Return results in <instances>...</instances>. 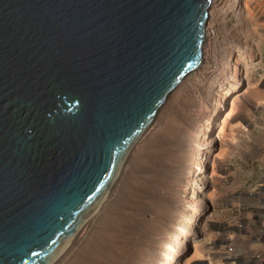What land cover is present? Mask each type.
<instances>
[{"label":"water","instance_id":"obj_1","mask_svg":"<svg viewBox=\"0 0 264 264\" xmlns=\"http://www.w3.org/2000/svg\"><path fill=\"white\" fill-rule=\"evenodd\" d=\"M209 0H0V264H50L201 58Z\"/></svg>","mask_w":264,"mask_h":264},{"label":"rangeland","instance_id":"obj_2","mask_svg":"<svg viewBox=\"0 0 264 264\" xmlns=\"http://www.w3.org/2000/svg\"><path fill=\"white\" fill-rule=\"evenodd\" d=\"M224 15L202 42L207 67L166 96L55 264H264V0H224L214 17Z\"/></svg>","mask_w":264,"mask_h":264},{"label":"bare ground","instance_id":"obj_3","mask_svg":"<svg viewBox=\"0 0 264 264\" xmlns=\"http://www.w3.org/2000/svg\"><path fill=\"white\" fill-rule=\"evenodd\" d=\"M224 0H209V3H208V6H207V15H206V20H205V23L203 25V41L205 42V45L206 47L208 46V43L210 42V39H211V36H212V33L213 31H215L214 29H216L217 27H222V25L228 20L227 16L224 17L222 16L221 18H217V17H214V13L217 9V7L223 2ZM227 7V6H226ZM223 14H226V13H223ZM231 17V16H230ZM229 17V18H230ZM213 39V38H212ZM207 43V44H206ZM204 48V49H201V58H200V61H199V64L197 65V67L194 69L196 70L197 69V73L196 75H199L201 72L200 70L202 71L203 67H204V64L205 66L207 67L208 64H206L207 62L209 63V60H208V54H205L206 50L205 49H208V48ZM205 52V53H204ZM183 81L180 82V84L182 83ZM235 83V82H234ZM179 84V85H180ZM178 85V86H179ZM234 84L232 83L231 86H233ZM183 86V85H182ZM230 86V89H232L233 87ZM188 90V88L186 89ZM216 107V106H215ZM219 107V106H218ZM221 110V109H220ZM216 116V115H215ZM224 117L222 118V121H221V124L224 123V121H226L229 116H230V113L229 112H226L224 115ZM214 118V117H213ZM157 120L153 118V120L149 123V125L144 129V131L142 132V134L140 135L139 139L142 138V137H146L147 134H149V132H151V129L154 128V126L157 124L156 123ZM223 127V126H222ZM221 126L219 128V131L221 130ZM141 140V139H140ZM142 141V140H141ZM137 142V141H136ZM125 166V165H124ZM124 167H123V164L121 165L120 167V170H119V174L123 173V170ZM121 172V173H120ZM105 203V202H104ZM100 207V206H99ZM98 207H96L94 209V211L97 209ZM98 211V210H97ZM94 213V212H93ZM193 215V214H192ZM191 215V216H192ZM87 223V222H86ZM85 226V225H83ZM83 226L82 228L79 230V232L76 234V236L72 239V241L68 244V246L63 250V252L53 261L51 262L50 264H55L56 260L59 258V261L57 263H60V261L65 257L67 256V254H69V250L70 248L76 244L78 241H79V238L80 236H82V233H83ZM181 228V231L183 230L184 231V227H180ZM179 234V233H178ZM178 234L176 235L177 238L176 240H174L175 242H172V243H168L169 246L166 248V253L168 256H172V252L174 250V247H176L177 243H178ZM135 236V235H134ZM175 239V238H174ZM172 240V239H171ZM132 242V241H131ZM139 242V241H138ZM165 251V250H164ZM67 258V257H66Z\"/></svg>","mask_w":264,"mask_h":264},{"label":"built area","instance_id":"obj_4","mask_svg":"<svg viewBox=\"0 0 264 264\" xmlns=\"http://www.w3.org/2000/svg\"><path fill=\"white\" fill-rule=\"evenodd\" d=\"M256 188L261 190V189H264V174L263 175H260L257 179V184H256ZM263 204H264V199H263ZM241 222V220H240ZM240 227V225H239ZM225 256L228 257V256H231L232 259L233 257H238V255H240V252L239 250H233L232 247L230 246L229 242H227L225 244ZM264 252H262L261 254H263ZM260 254H255V257L257 258Z\"/></svg>","mask_w":264,"mask_h":264},{"label":"crops","instance_id":"obj_5","mask_svg":"<svg viewBox=\"0 0 264 264\" xmlns=\"http://www.w3.org/2000/svg\"><path fill=\"white\" fill-rule=\"evenodd\" d=\"M261 205H262V203H261ZM263 221H264V220H263ZM263 221H262V222H263ZM259 224H260L261 226L263 225V224H261V223H259ZM260 237H261V238H260ZM260 237H259V239L261 240V239H262V236H260ZM260 240H259V242H260Z\"/></svg>","mask_w":264,"mask_h":264}]
</instances>
